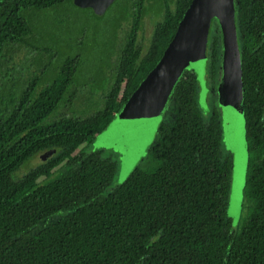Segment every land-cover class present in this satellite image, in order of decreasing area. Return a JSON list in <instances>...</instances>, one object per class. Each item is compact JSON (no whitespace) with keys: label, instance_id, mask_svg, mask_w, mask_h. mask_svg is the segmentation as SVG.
Returning a JSON list of instances; mask_svg holds the SVG:
<instances>
[{"label":"trees","instance_id":"16d2710c","mask_svg":"<svg viewBox=\"0 0 264 264\" xmlns=\"http://www.w3.org/2000/svg\"><path fill=\"white\" fill-rule=\"evenodd\" d=\"M191 1L110 5L116 27L129 28L111 83L99 88L102 107L91 114L49 119L77 81L75 55L8 93L0 85V264H264V0H235L249 147L238 220L230 213L234 153L219 99L218 17L207 47L205 100L190 64L154 140L124 180L126 143L97 145L162 57ZM66 4L74 2L0 0V74L9 51L28 44L34 14ZM151 7L162 17L144 50L139 34ZM50 148L58 151L27 167Z\"/></svg>","mask_w":264,"mask_h":264},{"label":"water","instance_id":"95a60500","mask_svg":"<svg viewBox=\"0 0 264 264\" xmlns=\"http://www.w3.org/2000/svg\"><path fill=\"white\" fill-rule=\"evenodd\" d=\"M114 1L73 0L76 6L90 7L97 15L104 14ZM215 17L220 20L223 35L219 99L224 111L227 142L234 153L230 213L238 220L243 207L249 147L235 0L191 1L162 57L98 137L97 144H105L119 134L124 135L126 149L120 174V180H124L154 140L159 124L165 117L173 89L190 64L201 82L202 98L205 100L207 47ZM57 151V148H50L40 153L39 161H46Z\"/></svg>","mask_w":264,"mask_h":264},{"label":"rangeland","instance_id":"374dc122","mask_svg":"<svg viewBox=\"0 0 264 264\" xmlns=\"http://www.w3.org/2000/svg\"><path fill=\"white\" fill-rule=\"evenodd\" d=\"M116 13L113 7L100 18L91 9L66 4L49 12L34 14L30 21L34 33L28 44L17 45L2 59L8 62L3 64L0 74L2 89L8 93L16 84H22L23 81L27 84L35 76L42 75L41 70L50 76L63 56L75 55L80 63L77 67V81L71 89L70 97L73 98H64L49 119L65 114L85 116L97 111L102 107L104 95L99 88L106 80L107 85L111 83L117 55L124 44L125 31L129 28L127 23H122V28L116 27ZM161 17L155 7H151L146 15L139 34L144 50L149 47L155 24ZM213 23L210 28L212 32L215 31ZM45 49L48 52L43 51ZM215 99L214 95L210 97V106L214 107ZM122 142L124 135L119 134L107 144ZM37 162L38 156L29 161L27 167Z\"/></svg>","mask_w":264,"mask_h":264},{"label":"flooded vegetation","instance_id":"af4514ba","mask_svg":"<svg viewBox=\"0 0 264 264\" xmlns=\"http://www.w3.org/2000/svg\"><path fill=\"white\" fill-rule=\"evenodd\" d=\"M88 8H90V7H88ZM90 9H92V8H90ZM92 10H93V9H92ZM93 12H94V10H93ZM106 12H107V11H106ZM106 12H105V13H106ZM94 13H95V12H94ZM105 13H104V14H105ZM102 15H103V14H102ZM39 155H40V154H39ZM39 155H38V157H39Z\"/></svg>","mask_w":264,"mask_h":264}]
</instances>
